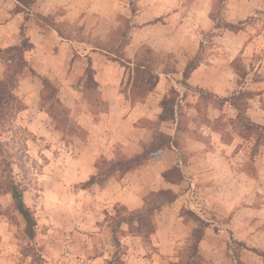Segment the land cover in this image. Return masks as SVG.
Returning a JSON list of instances; mask_svg holds the SVG:
<instances>
[{"label":"rangeland","instance_id":"1","mask_svg":"<svg viewBox=\"0 0 264 264\" xmlns=\"http://www.w3.org/2000/svg\"><path fill=\"white\" fill-rule=\"evenodd\" d=\"M64 5L56 15L33 18L44 32L48 24L44 63L62 62L66 79L51 68H25L0 125V264H107L118 249L114 236L123 264H264L246 248L264 231V134L257 141L255 129L245 131L249 140L236 159L222 147L225 165L208 155L215 147L206 134L212 123L226 140L243 130L230 101L241 90L242 108L264 122V0ZM28 6L18 2V9ZM60 14L66 19L57 29L66 40L53 45L49 26ZM36 42L22 46L38 65ZM17 47L0 45V75L17 65ZM197 56L202 84L182 87L180 72ZM96 63L109 64L116 76L110 93L88 78L90 67L95 78ZM146 146L153 156L144 164L107 176L110 160ZM11 180L36 218L33 238L15 209ZM144 210L140 224L121 223ZM198 230L204 234L195 251Z\"/></svg>","mask_w":264,"mask_h":264},{"label":"crops","instance_id":"2","mask_svg":"<svg viewBox=\"0 0 264 264\" xmlns=\"http://www.w3.org/2000/svg\"><path fill=\"white\" fill-rule=\"evenodd\" d=\"M65 1L66 0H33V2L30 3L31 6L24 7V9L22 8L18 9V2H20L19 0H15V1L0 0V45H9V46L24 45L26 42L30 40V38H32L35 41H37L36 43L38 45V48L36 50V53L39 54V57L43 58L42 54L45 53L44 46H48V24H46L47 25L45 26L46 32H44V30H42L43 28L40 25H38L37 22L34 21L33 16H37V14L38 16H41V17H48L49 15H56L58 10L66 8V6L64 5ZM26 10L31 11L30 13H27V15L29 14L28 16H26L25 14ZM65 17L66 15H61V14L57 15L56 20H54L56 26H54L53 24H50L49 26L50 28L49 30L51 33V36H50L51 43L53 45L60 43L62 41L64 42V40H66L63 34L60 32V30L58 31L57 29L58 25L60 24L59 22L65 20L66 19ZM39 20L42 21V19H39ZM22 27L28 28V29L26 28L24 34L21 33ZM25 52L27 53L26 48H25ZM66 56L67 57H66V62H64V66H65V63L67 64L69 60L68 58L69 55L66 54ZM26 58L27 59L29 58V56L27 57V54H26ZM30 58L28 59V61H29L30 66L34 70L36 71H38L37 69L48 70V68H51L56 71L54 72V74L58 76L61 80L66 79L67 75L66 74L61 75L62 71H58L62 67V62L56 63L55 61L48 62V60H46V63H44L45 59L43 58V61L41 63H39L38 65H35L33 57L30 56ZM201 64H203V62H201L198 65V67L192 71L189 79L187 80L188 83H190V85L197 86V83L202 84V82H198V80L196 79V73L201 68ZM96 66L98 68L95 74V80L99 84V89H102L104 93H108V92L110 93L111 88L115 90L116 85H117V80H116V76L114 74H111L108 71L109 64H105V63L97 64L96 63ZM183 72L181 71L180 74L183 75ZM3 77H4V72L0 75V80ZM183 79H184V75H183ZM180 84L182 85V87H184L182 82ZM106 99L111 100V101L113 100L112 98H110V96H108ZM181 101L182 103H184L183 99ZM232 111H234L232 118H235L236 117L235 110H232ZM222 114H223L222 110L219 109L217 114L209 115L208 118L211 121L215 122L217 119H219V117ZM247 115L252 121L254 122L256 121L251 118V115L249 114V112H247ZM256 122L264 123L263 121H256ZM207 127H208V131L206 134L207 136L211 135L210 144L215 147V149L212 147L209 148L210 152L208 153V155H210L211 159L213 157H217L218 159H220V161L222 160V165L225 163L224 162L225 157L223 156V152H221L222 147H228L227 153L228 155H230V159L231 158L236 159L238 158V153L236 152L242 153V150L240 149L241 148L240 145L244 141L249 140L247 138L242 137L239 133L233 134L231 139L226 140L224 138L227 134H225L223 130L216 128L213 125V123ZM196 142L200 144H204L205 147L208 146L206 139H196ZM178 150L180 151V149ZM256 155H254V157ZM210 161L205 163L206 170L207 169L211 170L212 167L214 166V162H210ZM259 165L262 167V171H264V165L263 164H259ZM254 236L255 238L254 237L253 238L257 242H254L252 247H256L264 251V231L263 232L259 231L258 233L254 234ZM246 241L251 242L250 238L247 236H246Z\"/></svg>","mask_w":264,"mask_h":264},{"label":"trees","instance_id":"3","mask_svg":"<svg viewBox=\"0 0 264 264\" xmlns=\"http://www.w3.org/2000/svg\"><path fill=\"white\" fill-rule=\"evenodd\" d=\"M20 2H33V0H19ZM229 27H234V24H228ZM19 47H17L18 49V55H19V60L17 62V65L15 66V68L13 70H9L8 72H6L4 74V77L0 80V125L3 126L4 124L2 123V119L4 114L10 110V108L12 107V104L15 101V88L17 87L18 83H19V77L20 75L23 73V70L25 68H28L31 72L36 73L31 66L29 64L28 59L25 57L24 55V48L22 45H18ZM16 49V47H15ZM201 59L198 58V56L196 57V59L191 60L187 66L185 67V70L183 72L184 75V79H183V85L186 87H192V85H190L188 83V79L192 73V71L194 69H196L198 67V65L200 64ZM139 67H143L142 65H136V68ZM41 80L43 82V85L45 88H52V84L51 81L48 79L47 76H40ZM88 78L89 80H93L95 83L96 80L94 78V70L93 68L90 67V71H88ZM56 90V88L54 89ZM247 90H244L241 92H239L238 96L231 98V104L237 109L238 113H237V117L236 119H234L235 122H237L236 120L238 118H240V128L242 127L243 130H240L239 134L244 137V138H248L247 135H243V133L245 134V131H249L251 129H255L258 134L259 137H257V141L260 140V137L264 134V123H257L252 121L249 116L247 115V110L246 108L243 109L242 108V104L239 102L240 99H242L244 97V95L246 94ZM238 91H236L235 93H237ZM250 93V92H248ZM252 93V92H251ZM58 98L60 99V97L58 96ZM61 101V100H60ZM23 106L17 107V110L20 111L22 109H24ZM231 121V125H232V121L233 119L230 120ZM236 124V123H235ZM238 124V123H237ZM241 128V129H242ZM258 143V142H257ZM1 144V142H0ZM147 146L143 148V150L131 157H127L126 159H122V160H117V161H113L110 160V166L108 169V173L107 176H112L115 175L117 173H126L131 171L132 169H134L135 167L144 164L150 157H152V152H150L149 150H146ZM98 175H94L91 179H89L87 181V185L95 183L96 179H97ZM10 184V190L12 193V197L14 200V206L15 209L21 214V216L23 217L24 221H25V229H26V233L29 236V238H33L35 236V231H36V225H37V221L36 218L34 216L33 211L31 210V208L26 204L25 199H24V190L23 188H21V186L16 183L14 180H11ZM145 213H147V211H140L137 212L136 214H133L131 216V219L129 220H125V219H121V223L122 222H127V223H135L137 222L138 224H140L143 221V218L145 217ZM155 228L154 226L149 230L146 231V234H144V237L148 238V236L150 234H152L154 232ZM141 230H139L140 232ZM203 230H198L196 232L195 235V241H194V250L196 251L198 249V245L201 242L202 238H203ZM114 240L116 243V246L118 247V249L116 250L115 254L112 256V258L110 260L107 261V264H123V261L121 260V251H120V240H118L117 236H114ZM247 249L252 250L253 252L261 255L264 257V251L260 250L259 248L256 247H249L246 246Z\"/></svg>","mask_w":264,"mask_h":264}]
</instances>
